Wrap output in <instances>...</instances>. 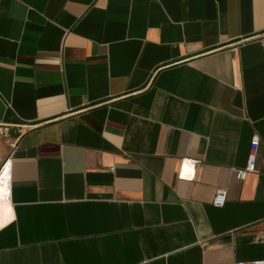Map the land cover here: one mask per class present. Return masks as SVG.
<instances>
[{
  "label": "crops",
  "instance_id": "crops-1",
  "mask_svg": "<svg viewBox=\"0 0 264 264\" xmlns=\"http://www.w3.org/2000/svg\"><path fill=\"white\" fill-rule=\"evenodd\" d=\"M0 126V264L264 260V0H0Z\"/></svg>",
  "mask_w": 264,
  "mask_h": 264
},
{
  "label": "built area",
  "instance_id": "built-area-1",
  "mask_svg": "<svg viewBox=\"0 0 264 264\" xmlns=\"http://www.w3.org/2000/svg\"><path fill=\"white\" fill-rule=\"evenodd\" d=\"M8 132H9L8 127L0 126V136L4 137L7 135ZM6 143L10 148V155L0 167V178L6 166L10 163V167H9L8 174H7L8 194L7 196H3L1 192V180H0V203L2 201H8V202L11 201V177H12L11 156L17 150L16 144H12L8 141H6ZM259 143H260L259 138H254L252 140L246 167L244 169H234L233 170V172L236 174L239 180L244 181L246 180L249 174H256L259 172L258 167H257V156H258V151H259ZM226 201H227V191L225 189H218L216 192L215 198L213 200V206L215 208H223L226 204ZM238 264H264V260H258V261L249 262V263L240 262Z\"/></svg>",
  "mask_w": 264,
  "mask_h": 264
},
{
  "label": "rangeland",
  "instance_id": "rangeland-1",
  "mask_svg": "<svg viewBox=\"0 0 264 264\" xmlns=\"http://www.w3.org/2000/svg\"><path fill=\"white\" fill-rule=\"evenodd\" d=\"M0 138H1V142H2L3 144H7V143H6V140H5L2 136H0Z\"/></svg>",
  "mask_w": 264,
  "mask_h": 264
}]
</instances>
